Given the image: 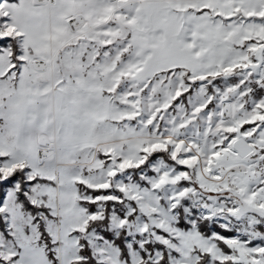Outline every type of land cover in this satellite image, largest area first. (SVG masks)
Returning a JSON list of instances; mask_svg holds the SVG:
<instances>
[{"label":"snow or ice","instance_id":"1","mask_svg":"<svg viewBox=\"0 0 264 264\" xmlns=\"http://www.w3.org/2000/svg\"><path fill=\"white\" fill-rule=\"evenodd\" d=\"M0 264H264V0H0Z\"/></svg>","mask_w":264,"mask_h":264}]
</instances>
